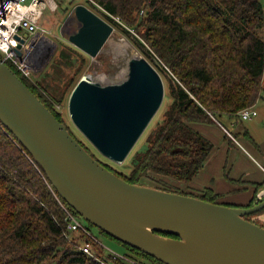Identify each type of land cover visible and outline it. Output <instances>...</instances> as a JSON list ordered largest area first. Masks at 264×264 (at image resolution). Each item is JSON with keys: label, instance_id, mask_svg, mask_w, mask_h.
I'll list each match as a JSON object with an SVG mask.
<instances>
[{"label": "trees", "instance_id": "16d2710c", "mask_svg": "<svg viewBox=\"0 0 264 264\" xmlns=\"http://www.w3.org/2000/svg\"><path fill=\"white\" fill-rule=\"evenodd\" d=\"M86 2L112 26L132 37L164 74L169 80L171 102L162 113L161 121L148 134L146 148L130 158L128 175L115 173L67 127L69 132L95 159L128 183L145 185L141 180L146 178L158 185L145 186L225 204L221 201L224 194L211 189L193 190L188 186L213 149V143L192 124L218 125L219 118H237L240 111L264 99L262 0ZM118 20L133 29L141 40L134 38ZM59 58L68 63L69 55L60 50ZM6 64L62 122L55 107L60 100L51 93L52 85L27 78L10 62ZM72 84L71 79L67 80L65 88ZM242 135L255 144L247 132ZM225 138L230 140L227 135ZM169 179L187 184L186 188L180 189ZM48 184L44 171L0 123V264H164L87 222L88 229L96 228L103 237L125 247L121 255L131 261L115 256L84 234L66 236L65 213ZM253 185L249 203L234 207H251L264 199L256 197L264 184ZM263 212L264 209L245 218L264 227L254 219ZM86 241L91 243L93 256L78 249Z\"/></svg>", "mask_w": 264, "mask_h": 264}, {"label": "water", "instance_id": "95a60500", "mask_svg": "<svg viewBox=\"0 0 264 264\" xmlns=\"http://www.w3.org/2000/svg\"><path fill=\"white\" fill-rule=\"evenodd\" d=\"M71 19L77 28L68 42L96 58L113 26L84 4L74 5L64 23ZM163 99L158 70L135 54L120 82L82 76L69 95L68 114L102 157L120 165ZM0 123L44 171L61 200L122 244L164 264H264V227L245 218L264 209V199L234 207L128 183L95 159L1 58Z\"/></svg>", "mask_w": 264, "mask_h": 264}, {"label": "rangeland", "instance_id": "374dc122", "mask_svg": "<svg viewBox=\"0 0 264 264\" xmlns=\"http://www.w3.org/2000/svg\"><path fill=\"white\" fill-rule=\"evenodd\" d=\"M47 6L45 7L42 17L40 19V24L47 30L48 37L54 42L53 46H49L52 48L51 55L47 59L46 64L41 68L37 73L32 75L33 80H42L50 85H52L53 90L52 94L55 97H58L60 100L56 103L55 107L62 119V123L66 125L70 131L75 135V137L88 145L91 151L97 156V158L103 163L109 164L111 169L119 174V175H128L130 172V158L137 151H142L146 148V139L154 125L161 121L162 113L168 107L171 99L169 98V80L159 72L163 84H164V99L162 105L159 110L140 136L132 150L130 151L127 158L120 165L115 164L108 159L102 157L80 134V132L75 128L68 114V99L71 91L73 90V86L79 81V79L84 75L94 76L96 81L102 83H117L125 79L126 77V68L128 59L134 54L141 55L151 60L145 55L144 51L140 49V47L134 43L132 37L128 36L123 29L113 26L114 30L107 42L101 49V52L96 56V58H90L85 53L79 51H75V47L72 46L68 42L69 33L66 32L65 21L67 16L74 5L76 4H84L87 7L91 8L86 2V0H45ZM263 8H264V0H262ZM53 5V8H52ZM93 10V8H91ZM95 11V10H93ZM106 20V19H105ZM117 20V19H116ZM107 21V20H106ZM120 24H122L125 29L130 32V34L134 38H138L141 40V37L129 26L125 25L122 21L118 20ZM76 30V24L74 26V31ZM262 37L264 40V28L262 31ZM124 40V41H123ZM117 41V42H116ZM127 42L129 44V48L126 50L119 49L121 45L118 43ZM73 47L75 50H73ZM60 50H64L68 55V63H64L59 58ZM110 52H109V51ZM119 50V51H118ZM46 55V54H45ZM157 69V68H156ZM47 77L46 79H43ZM71 79V87L65 88V82ZM65 88V89H64ZM61 93V97L59 94ZM60 97V98H59ZM254 110L256 111V116L253 119L242 121L239 117L229 119L227 117H221L218 120V125H209L202 123H193L194 128L205 129L209 135L210 139L214 145V151H219L218 138L223 140L226 134L223 131L226 129L229 133L233 134V136H237L238 133H245L247 130L254 138V142L258 147L253 145L250 141L245 138H241L238 136V142H240L242 148L236 146V148L240 149L244 155H241L242 163L241 166L244 167L247 171L254 172L258 176H262L263 173L259 169V166L264 167V161L259 157V155H264V99H260L254 105ZM224 129H223V128ZM198 131V130H197ZM204 130H202L203 133ZM238 132V133H237ZM204 135V134H203ZM216 141V142H215ZM259 154V155H258ZM227 157V154H226ZM226 159V158H224ZM225 164V166H224ZM224 172L223 174L229 175L235 178L238 176V169L233 170L229 173L231 164L230 162L224 163ZM259 164V165H258ZM215 166V165H214ZM240 170V169H239ZM237 172V173H236ZM169 181H171L169 179ZM173 184L177 185L180 189L186 188V184L179 183L177 181H171ZM141 183L145 185L155 186L158 185L156 182L151 181L149 179H142ZM206 189V188H205ZM203 190V189H201ZM83 224L86 223L85 220H82ZM92 234L101 242V244L108 250H111L114 253L122 254L125 253L126 249L119 243L114 242L111 239L103 237L96 228H92Z\"/></svg>", "mask_w": 264, "mask_h": 264}, {"label": "built area", "instance_id": "2783aa9c", "mask_svg": "<svg viewBox=\"0 0 264 264\" xmlns=\"http://www.w3.org/2000/svg\"><path fill=\"white\" fill-rule=\"evenodd\" d=\"M46 6L45 0H0V58L5 63L10 62L20 73L30 79L42 68L54 43L48 37L47 30L40 24ZM255 116L254 106L245 108L239 113V118L243 121L253 119ZM224 131L230 139H234L231 133L226 129ZM48 185L65 213V235L69 237L73 233L84 234L92 242L106 249L86 224H83L82 219L59 198L53 187ZM263 197L264 190L258 194L257 198L261 200ZM78 249L86 255L93 256L90 241L82 243ZM106 250L117 257L131 261L123 255Z\"/></svg>", "mask_w": 264, "mask_h": 264}, {"label": "crops", "instance_id": "0c3cea01", "mask_svg": "<svg viewBox=\"0 0 264 264\" xmlns=\"http://www.w3.org/2000/svg\"><path fill=\"white\" fill-rule=\"evenodd\" d=\"M195 129L198 130L201 134H204V136L211 141L210 139L211 137L205 129L203 128L201 129V127ZM202 130H204L203 133ZM246 132L251 136V138L253 137L248 130ZM241 135L242 133L237 134V136H241ZM237 136H233L234 139H230L229 141L227 140L228 138L227 139L223 138V140H220L218 138L217 140L219 145V151L215 152L213 145V149L209 157L207 158L206 162L204 163L202 170L188 184V186L191 187L193 190H201V189L204 190L206 188L213 190L214 193L224 194L225 197L221 201L222 203H225L230 206L247 205L254 193L253 184L255 183L264 184L263 166L261 165L259 166V169L262 171L261 173H263L262 176H258L254 172L247 171L246 169H244V167L241 166L242 163L241 155L244 154L240 149L236 148V146L242 148L240 142H238ZM241 138H245V137L242 135ZM252 139L255 140L254 138ZM253 145L258 147L256 143ZM259 157L263 159L262 161H264V155L260 154ZM225 162L226 163L230 162L231 164L229 173H231L233 170H236L238 168L240 169V170L238 169V173L236 172L238 174L237 177L233 178L230 176L231 174L229 175H227V173L226 175L223 174ZM263 190L264 187L261 189V191L257 193L256 197H258V194ZM254 219L258 221L262 226H264V212L259 214Z\"/></svg>", "mask_w": 264, "mask_h": 264}, {"label": "flooded vegetation", "instance_id": "af4514ba", "mask_svg": "<svg viewBox=\"0 0 264 264\" xmlns=\"http://www.w3.org/2000/svg\"><path fill=\"white\" fill-rule=\"evenodd\" d=\"M75 24H76V28H77V22L74 19L68 20L65 23L66 32L67 33H69L70 31L73 32Z\"/></svg>", "mask_w": 264, "mask_h": 264}, {"label": "bare ground", "instance_id": "6f19581e", "mask_svg": "<svg viewBox=\"0 0 264 264\" xmlns=\"http://www.w3.org/2000/svg\"><path fill=\"white\" fill-rule=\"evenodd\" d=\"M110 40V39H109ZM124 41V40H123ZM117 42V41H116ZM118 45H121L120 47H119V49H122V50H126L127 48H129V44L125 41V42H123V43H118ZM109 51V50H108ZM119 51V50H118ZM110 52V51H109ZM136 53L134 52V54L133 55H135ZM91 78L93 79V80H95L96 81V78H94V76H91Z\"/></svg>", "mask_w": 264, "mask_h": 264}]
</instances>
